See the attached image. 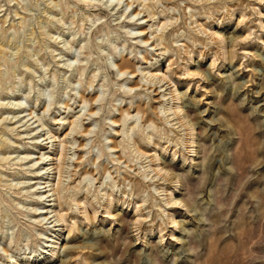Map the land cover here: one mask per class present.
Returning a JSON list of instances; mask_svg holds the SVG:
<instances>
[{"label": "rangeland", "instance_id": "rangeland-1", "mask_svg": "<svg viewBox=\"0 0 264 264\" xmlns=\"http://www.w3.org/2000/svg\"><path fill=\"white\" fill-rule=\"evenodd\" d=\"M126 3L0 0V264H264V0ZM148 72L175 83L151 87ZM61 143L67 226L49 257L59 227L35 215L50 206L30 186ZM159 157L180 182L151 171Z\"/></svg>", "mask_w": 264, "mask_h": 264}, {"label": "bare ground", "instance_id": "bare-ground-1", "mask_svg": "<svg viewBox=\"0 0 264 264\" xmlns=\"http://www.w3.org/2000/svg\"><path fill=\"white\" fill-rule=\"evenodd\" d=\"M132 1H134V0H131V3H126V8L127 7H130L131 5H132ZM135 1H140V0H135ZM121 2V0H117V4H119ZM110 5V4H109ZM109 5H107L106 4V6L108 7ZM142 5V4H141ZM143 7H145V9L147 10V12H148V16L151 18V19H154L155 18V13L154 12H149V7L147 6V5H143ZM141 13V11H138V12H136V13H134V16H136V15H139ZM130 16H132L133 17V14H130ZM218 23H223V20H219L218 21ZM153 26V25H152ZM262 26V25H261ZM166 27H167V23L166 22H163L162 23V25H161V27L160 28H165L166 29ZM161 30V29H160ZM155 32V31H154ZM138 33H142L141 31H139ZM129 34H131V32H129ZM151 34H153V31H152V33ZM215 36V37H217L220 41H221V43H223L224 42V37H223V35L221 34V33H218V32H215V33H213L212 34V36ZM166 38V36H163V35H154L153 36V38H154V41L156 42V45H159V46H161V45H163L164 43H163V40ZM153 41V42H154ZM140 42H142V43H147L148 42V40H140ZM1 45V44H0ZM160 49H163L162 51V55H164V53H165V51H166V47L164 46V47H162V48H160ZM142 58H145V57H142ZM156 63H158L157 61H156ZM155 63V64H156ZM69 66V65H68ZM113 66H115L116 68H117V71H118V74H120V75H123V74H126L127 73V68H126V65L124 64V63H121L120 65H117V64H114ZM151 66H154V65H152L151 64ZM156 70V69H155ZM150 72V71H149ZM148 72V73H149ZM195 72V71H194ZM141 73H142V71H141ZM186 74L188 75V76H203L204 78L207 76H209L208 75V73L207 72H204L203 70L202 71H197V73H191V72H186ZM133 75V74H132ZM149 77H150V81H148V80H146L147 82H149V83H151V87L152 86H155L157 83H160V82H166V83H168V84H170V83H175V81H174V79H173V77H172V75H171V73L170 74H167V73H162V74H155V73H149ZM230 81V80H229ZM175 86V85H174ZM159 87H163V84H161ZM171 88V87H170ZM131 90H133V87H130L129 88V90L127 91L128 93L129 92H131ZM174 92H176V88L175 89H173V91L171 90V89H169V94H174ZM166 94H162V98H163V100L164 101H168V97H166L165 96ZM166 97V98H165ZM170 100H169V102H167L166 103V105H170L171 104V102H173V101H175V100H177V99H179L178 97H176V98H174V96L173 95H171L170 96V98H169ZM155 102V101H154ZM177 103H175V105H174V107H172V108H167L166 107V105H164L163 106V108H162V111H161V113H162V115H163V117H165V120H168V115L169 114H167L169 111H171V110H173V113H174V115L175 114H177L178 112H179V106H177L176 105ZM21 104L18 102V104H16V106H20ZM163 105V104H162ZM172 105V104H171ZM91 114H93V113H91ZM29 115H30V113H29ZM188 116V115H187ZM17 117V116H16ZM15 118V117H14ZM32 118V117H31ZM4 119H7V118H4ZM80 118L77 116L76 118H75V120H73V121H71V122H69L70 124H71V130H70V132L68 133V134H66L67 136L68 135H70L72 132H74V131H76V129L77 128H79L80 127V120H79ZM37 121L40 123L38 126H41V127H44V126H46L45 125V123L42 121V119L38 116L37 117ZM19 122V121H18ZM21 122V121H20ZM188 122H189V120H188ZM112 123H115V121H113L112 120ZM24 125H26V123L24 124ZM124 126H125V123H124ZM6 127V126H5ZM7 128V127H6ZM31 130H33V129H30V130H28V131H31ZM131 132V131H130ZM133 132V131H132ZM28 134L30 133V132H27ZM47 134H48V138H52V141L50 142V146H51V150L50 151H54V152H52L54 155L56 154L55 153V151H56V142H57V139H59V136H56V135H54L50 130H47V132H46ZM126 133V132H125ZM132 134V133H131ZM65 135V136H66ZM129 135V134H128ZM35 139V144H38V142H39V137H35L34 138ZM129 139H130V141L132 142V143H134V144H137L135 141L136 140H134V138L131 136V135H129ZM152 139V138H151ZM152 143H153V146L154 145H158V146H160L159 145V141L158 142H155V141H153L152 140ZM193 143V142H192ZM62 144V143H61ZM194 146H196V145H194ZM63 147H64V144H62V148H61V150H62V152H61V155L60 156H56V158H54L53 156H51V154H47V153H43L42 154V157L40 158V159H38V160H40L41 161V163L40 164H42L41 166L39 165L38 166V168H37V170H36V172L39 174V173H41V172H43V174L44 175H46V178H42V177H40V179H46L45 180V182H42V183H36V182H34V184H36L34 187L33 186H30V187H32V189H34L35 191H38V189L39 188H43L44 190L43 191H38V192H35V195L37 196L36 198L37 199H42L43 197L45 198L44 200H46V198H48L47 199V201L49 202V204L47 205L49 208L47 209V210H43V213H45L46 215H49V217H47V216H42L41 214H43V213H35V215H38V216H40V217H42V219H41V221L42 220H50V222L49 223H56V224H54V227L55 226H58L59 228L57 229V238H56V240L55 241H53L52 242V245L50 246V255H49V257L50 256H54V254L57 252L55 249L57 248V246H54V244L55 243H58L59 242V240H60V238H61V235H62V227H64V226H67V224H66V220H65V214H61L60 212H59V210H58V208H59V206H60V200H61V196H60V191H61V185H62V183H63V181H62V172H63V162H62V159L64 158L63 157ZM161 147V146H160ZM200 147H201V145H199V147H198V151L197 150H193V152H199L200 151ZM111 149H113V147H110ZM163 148V147H162ZM164 149V148H163ZM165 150V149H164ZM176 154V152L174 151V155ZM155 156V158H157V155L155 154L154 155ZM196 156V155H195ZM202 157V155L201 156H198V158L200 159ZM71 158V157H70ZM70 158H68V159H70ZM24 159H26V158H24ZM159 160H162L160 157L158 158ZM54 160H56L57 161V163L56 162H54ZM161 162V164H164V167L166 168V167H168L167 169H164V167H159V165H157L156 166V168L155 169H152L151 168V171H154L155 173L154 174H157V175H159V174H161V173H163V175L165 176V177H161L164 181H166L167 180V176H171V178H173L174 179V181H181V179H183L182 178V175L180 174V173H176L175 172V168H176V166L173 164V163H167V162H165L164 160H162V161H160ZM36 163H38L37 161L36 162H34V164H32V166H34ZM197 165L199 164V162H197L196 163ZM199 166V165H198ZM150 169V168H149ZM54 170V171H53ZM147 171V170H146ZM144 172V171H143ZM57 175V183H56V186L53 184V183H51V179L49 178V176H51V175ZM143 176H144V178L145 177H147L148 176V173H144L143 174ZM152 176H151V180H152ZM155 180V179H154ZM173 181V182H174ZM183 181V180H182ZM43 185L42 187H37V185ZM161 184V183H160ZM163 184V183H162ZM151 185H154V182H152V184ZM156 186L157 185H154V187H155V191H156ZM164 192H165V194H164V196H166V204H172V205H180L181 203H182V201H180V200H177V199H173V198H170L169 197V194L167 193V191H168V189H165V188H163L162 189ZM79 192V191H78ZM109 197H108V199H109V203L106 205V207H107V213L109 214V209L110 208H108L109 206L108 205H111L112 204V201H115V200H117V198H113L112 197V195L110 194V195H108ZM119 200V199H118ZM73 202H75V201H77L76 199H74L73 198V200H72ZM110 202H111V204H110ZM78 204V203H77ZM86 206H87V204L86 203H83L82 204V209L84 210V211H79V212H83V213H86L85 215L87 216V211H86ZM81 207L78 205V210L80 209ZM38 209H35V211H37ZM97 213V209L96 208H94V214H96ZM168 216V219L170 218V216L169 215H167ZM52 219V220H51ZM137 222H139L140 220H139V218H137V219H135ZM170 220V219H169ZM39 222V221H38ZM172 223H174L175 221L173 220V221H171ZM134 223V222H133ZM140 223V222H139ZM127 224V223H126ZM130 224V223H129ZM64 225V226H63ZM125 226H127V225H125ZM124 227V226H123ZM140 227L138 226V229H139ZM136 230H137V228H136ZM44 255L43 256H41L40 257V259L41 260H43L45 257H46V255H48V250L46 251V252H44L43 253ZM15 264H19V262L16 260L15 261Z\"/></svg>", "mask_w": 264, "mask_h": 264}]
</instances>
